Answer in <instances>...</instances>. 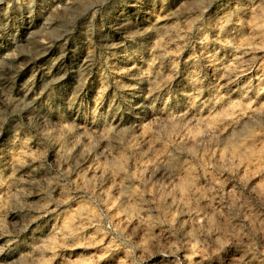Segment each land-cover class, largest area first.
Listing matches in <instances>:
<instances>
[{
  "label": "rangeland",
  "instance_id": "obj_1",
  "mask_svg": "<svg viewBox=\"0 0 264 264\" xmlns=\"http://www.w3.org/2000/svg\"><path fill=\"white\" fill-rule=\"evenodd\" d=\"M0 264H264V0H0Z\"/></svg>",
  "mask_w": 264,
  "mask_h": 264
}]
</instances>
